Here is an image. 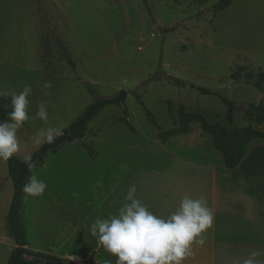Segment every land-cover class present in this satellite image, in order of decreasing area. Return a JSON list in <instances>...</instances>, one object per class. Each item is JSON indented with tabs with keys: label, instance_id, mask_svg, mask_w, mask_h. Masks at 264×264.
Here are the masks:
<instances>
[{
	"label": "rangeland",
	"instance_id": "1",
	"mask_svg": "<svg viewBox=\"0 0 264 264\" xmlns=\"http://www.w3.org/2000/svg\"><path fill=\"white\" fill-rule=\"evenodd\" d=\"M213 3L0 0V86L19 93L30 85L33 115L41 101L50 102L47 124L32 118L18 130L17 160L38 150L30 140L38 129L64 130L96 98L128 92L123 107H105L83 139L47 155L35 169L48 187L42 197L23 196L27 249L67 264H115L116 258L98 247L88 229L95 218L117 212L112 188L123 166L151 163L147 155L153 153L154 141H161L159 131L179 127L180 106L227 127L221 99L194 87L215 91L236 105L264 107L262 91L230 78L239 65L264 72V0H233L220 13H213ZM122 117L135 133L119 121ZM250 124L262 128L242 113L234 114V127ZM13 196L7 163L0 160V264L14 249L6 233ZM69 255L81 261H71Z\"/></svg>",
	"mask_w": 264,
	"mask_h": 264
},
{
	"label": "crops",
	"instance_id": "2",
	"mask_svg": "<svg viewBox=\"0 0 264 264\" xmlns=\"http://www.w3.org/2000/svg\"><path fill=\"white\" fill-rule=\"evenodd\" d=\"M195 123L198 129L192 127ZM256 126L263 129L262 125ZM154 144L153 153L147 155L150 164L123 166L119 182L112 188L119 207L132 184L137 186L136 195L148 209L164 217L178 207L185 195H203L214 214L213 225L205 233V245L194 246L195 255L184 264H232L234 258L242 262L252 251L264 252L263 139H251L244 148L243 159L233 169L225 167L212 137L196 121L189 124L185 133L170 136L164 142L155 140ZM260 259L264 261V255Z\"/></svg>",
	"mask_w": 264,
	"mask_h": 264
},
{
	"label": "clouds",
	"instance_id": "3",
	"mask_svg": "<svg viewBox=\"0 0 264 264\" xmlns=\"http://www.w3.org/2000/svg\"><path fill=\"white\" fill-rule=\"evenodd\" d=\"M44 87L50 88L51 84L45 83ZM32 95L33 89L28 84L19 93L0 86V98L9 100L5 107L11 109L6 113V119L0 121V160L9 161L19 153L17 133L26 122L32 118L44 124L49 122L50 102L41 101L33 115L29 111ZM61 135L62 128L48 126L38 129L30 140L39 149L45 144H53ZM22 162L31 172L22 186L23 193L42 197L48 185L35 171L37 162L33 160V154L25 155ZM136 193L137 186L130 185L117 212L95 218L88 229L98 247L116 258L115 264H184L195 255L194 246L205 245V233L213 225L214 214L203 195L198 198L185 195L178 207L164 217L150 211ZM262 255L264 252L260 250L252 251L242 262L234 258L232 264H264L260 259ZM105 264H111V261Z\"/></svg>",
	"mask_w": 264,
	"mask_h": 264
},
{
	"label": "trees",
	"instance_id": "4",
	"mask_svg": "<svg viewBox=\"0 0 264 264\" xmlns=\"http://www.w3.org/2000/svg\"><path fill=\"white\" fill-rule=\"evenodd\" d=\"M213 1L214 3L211 6L213 13H220L229 8L233 0ZM57 44L62 48L59 42ZM230 78L235 83H245L262 91L264 73L255 72L249 66H237L231 73ZM194 88L203 95L217 96L221 99L226 106L227 127L220 123H208L202 115L198 113H187L182 106H180L178 110L180 118L179 127L173 130L160 132L158 137L164 142L170 136L185 133L191 122H199L201 129L212 137L214 148L223 155L225 167L227 169H233L243 159L244 148L251 139L259 138L264 140V107L261 103L245 106L236 105L234 102L226 99L215 91L203 87ZM127 95V91L121 90L116 96L111 98H96L63 130V135L58 137L53 144H45L33 153V160L37 162V167L43 164L47 155L56 153L63 146L75 140L83 139L91 121L107 106L123 107ZM136 99L139 103H142L139 96H136ZM8 103L9 100L0 98V121L5 120L6 113L11 111L10 108L5 107ZM238 112L242 113L244 118L250 123L262 125L263 129L259 130L251 125L239 128L234 127L233 116ZM145 113L146 117L153 122L150 112L146 110ZM124 114H126V111H124ZM119 121L125 123L128 128L134 132L132 124L126 117L120 118ZM6 163L8 174L14 188V196L6 216V233L7 236L14 241L16 246L10 253L6 264H67L63 259H58L41 252H34L26 248V240L21 222L22 199L25 194L22 191V186L27 182V178L30 176L31 172L22 161L17 160L15 157L6 161Z\"/></svg>",
	"mask_w": 264,
	"mask_h": 264
},
{
	"label": "water",
	"instance_id": "5",
	"mask_svg": "<svg viewBox=\"0 0 264 264\" xmlns=\"http://www.w3.org/2000/svg\"><path fill=\"white\" fill-rule=\"evenodd\" d=\"M68 259L71 261H81V258L77 255H69Z\"/></svg>",
	"mask_w": 264,
	"mask_h": 264
}]
</instances>
